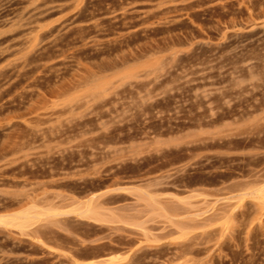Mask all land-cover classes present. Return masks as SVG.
Returning a JSON list of instances; mask_svg holds the SVG:
<instances>
[{"label": "rangeland", "instance_id": "374dc122", "mask_svg": "<svg viewBox=\"0 0 264 264\" xmlns=\"http://www.w3.org/2000/svg\"><path fill=\"white\" fill-rule=\"evenodd\" d=\"M0 264H264V0H0Z\"/></svg>", "mask_w": 264, "mask_h": 264}]
</instances>
